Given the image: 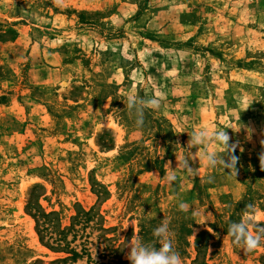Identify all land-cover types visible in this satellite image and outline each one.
Returning a JSON list of instances; mask_svg holds the SVG:
<instances>
[{"label":"rangeland","instance_id":"rangeland-1","mask_svg":"<svg viewBox=\"0 0 264 264\" xmlns=\"http://www.w3.org/2000/svg\"><path fill=\"white\" fill-rule=\"evenodd\" d=\"M129 95L164 99L138 127ZM205 125L236 171L189 148ZM262 156L264 0H0V264H131L164 221L182 264H264L229 233L264 227ZM30 200L62 226L93 210L68 236L81 257L41 241Z\"/></svg>","mask_w":264,"mask_h":264},{"label":"clouds","instance_id":"clouds-1","mask_svg":"<svg viewBox=\"0 0 264 264\" xmlns=\"http://www.w3.org/2000/svg\"><path fill=\"white\" fill-rule=\"evenodd\" d=\"M163 99V95L147 100L137 98L133 95L127 97L128 108L134 109L136 112V125L138 127L143 126L144 109H158ZM105 123L106 121L102 122V125ZM229 141L230 137L225 128H215L205 125L191 133L189 148L203 146L204 151L200 153L199 159H202L206 166L210 168L215 169L220 166L224 169H235L236 171L238 157L232 154L235 150V145H230ZM213 142L222 145L223 151L220 152L214 148H210L209 145ZM225 153H227L229 157L227 160L223 155ZM192 159L193 157L188 155L182 157L177 164L179 165L178 170L189 174L193 173L194 168L190 164ZM262 160H264V156L261 157V161ZM175 170H177V166L174 168L173 172L166 175V182L173 183L177 180L178 177ZM248 207L251 208V206ZM180 208L182 210H187L183 203L180 204ZM250 224L254 227L257 226V222L254 218L248 216L238 222H233L229 226V233L233 240L241 244L242 248L246 251H252L261 244H264V227H256V231L253 232L249 230ZM153 234L159 241V247H156L154 244L145 243L139 237H137L135 241L131 240L128 245L130 248L128 259L131 264H182L181 256L174 248L168 222L164 221L159 227L154 229Z\"/></svg>","mask_w":264,"mask_h":264},{"label":"trees","instance_id":"trees-1","mask_svg":"<svg viewBox=\"0 0 264 264\" xmlns=\"http://www.w3.org/2000/svg\"><path fill=\"white\" fill-rule=\"evenodd\" d=\"M39 207L37 204L34 205L32 200H30L28 203V211L36 219L37 230L40 235L41 241L44 242L49 248L55 251L64 252L66 254L71 255L62 258L59 261H66L70 259L77 260V258L81 257L82 255L78 251L77 248L78 246H72V242L75 241V238L77 236L74 235V239L72 241L68 240V236L70 232L77 231L76 229L77 224L89 220L87 216L92 214L93 210L89 212L84 211V215L78 213L76 216H74L73 222L71 223L70 226H62L59 220L60 218L57 216L56 212L47 213L46 211H44L42 208ZM85 217L86 219L84 220ZM204 235L205 233L200 234V236L197 239L198 252H201V248L203 244L200 243V241ZM83 249H84L83 251L86 250L85 247Z\"/></svg>","mask_w":264,"mask_h":264}]
</instances>
